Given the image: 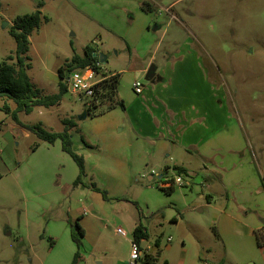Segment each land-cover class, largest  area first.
I'll use <instances>...</instances> for the list:
<instances>
[{"label":"rangeland","instance_id":"1","mask_svg":"<svg viewBox=\"0 0 264 264\" xmlns=\"http://www.w3.org/2000/svg\"><path fill=\"white\" fill-rule=\"evenodd\" d=\"M144 3L150 12L142 9ZM37 10L42 11V23L30 36L27 62L30 80L43 96L59 93V68L73 55H85L88 45L104 56L97 79L120 73V85L127 91L134 79L150 86L145 74L135 75L129 68L154 54L148 68L158 66L166 78L158 88L161 93L203 94L220 115L217 130L225 140L220 158L224 154L227 165L200 173L205 185L209 180L212 186L204 194L211 193L221 204L228 190L233 203H256L264 213V0H0V62L10 56L16 62L17 42L11 33L15 20ZM91 101L68 90L60 105L20 113L19 119L60 132L65 128L62 121L78 123ZM5 105L17 107L14 100L0 97V264H73L77 246L71 211L92 206L90 180L99 185L103 181L91 176L80 186L67 181L62 161L48 155L35 134L14 129L16 122ZM140 185V197L137 184L126 195L140 209L148 230L150 238L143 246L160 240L155 264L225 260L224 245L214 230L215 210L206 206L205 197L179 188L168 197L147 178H141ZM151 185L154 188L146 189ZM96 210L93 215H102L107 228L96 245L81 249L77 264L127 262L133 236L116 232L118 227L128 230L127 208L111 199L104 211ZM224 264L237 262L228 256Z\"/></svg>","mask_w":264,"mask_h":264},{"label":"crops","instance_id":"2","mask_svg":"<svg viewBox=\"0 0 264 264\" xmlns=\"http://www.w3.org/2000/svg\"><path fill=\"white\" fill-rule=\"evenodd\" d=\"M100 60L105 64L103 55ZM154 61L155 56L152 54L148 62L142 61L136 68L130 67L129 71L135 75L145 74L146 79L149 69L154 64L148 67ZM115 74L120 73L108 74L102 80ZM162 75L158 66H155L154 77L149 81L150 86H143L142 92L136 93L134 83L139 80L134 79L130 83L131 89L127 91L120 85L122 82L120 74L118 97L125 102L126 107H115L96 117H88L84 112L79 122H76L77 126L71 130L75 150L85 158L86 176L103 181L100 185L91 183V180L88 182L91 185L88 189L92 206L85 205L76 214L75 210L71 211L74 214L72 219L85 231L82 249L86 244L96 245L107 228L102 215H93L97 211L96 208L99 209V213L104 211L106 200L101 193L92 188V184L106 190L112 201L127 208L125 223L128 230L117 228L125 231L126 235L119 234L117 230L116 232L123 237H128L131 233L132 244L134 230L143 222L140 209L130 202L132 198L126 194L129 195L133 185L137 184V195L140 197V179L147 178L150 183L159 184L160 190L168 197L179 188L183 192L196 191L201 198H206L208 203L206 206L215 210V234L222 241L226 253L223 258L225 260L217 264H224L228 256L231 259L234 257L237 264H264V247H260L256 239V231L264 227V213L260 212L258 204L245 203V200L233 203L231 191L228 190H225L226 198L221 204H217L211 193L204 194L206 189L212 186L209 180L205 185L206 177L202 178L199 176L200 173L214 172L218 168L225 169L227 165L223 148L225 140H220V129L217 130L221 119L216 106H213L210 99L203 94L161 93L158 88L162 86L160 83L166 80ZM39 114L43 112L40 111ZM211 126L215 129L214 134L211 133ZM13 128L18 132L23 131L27 136L30 134V131L18 123L13 125ZM217 133L218 139L215 137ZM43 146L48 149V155L62 161L67 181L75 183L79 176V167L72 156L63 150L62 141L57 140L54 144L43 142ZM38 148L39 146L34 150ZM196 148L198 150H195ZM220 152L224 153L223 158H220ZM169 160L175 164L170 166ZM178 167L190 175L194 185L193 187L190 185L189 188L174 187L172 193H167L163 190L166 189L163 186L165 177ZM64 177L66 179V176ZM154 186H148L146 189ZM125 196L126 199H117ZM180 196L184 198L185 194L181 193ZM198 210L202 211L201 208ZM175 219L177 218L173 220ZM148 239L140 243L144 257L155 256L160 245L158 239L155 245L143 246ZM170 240L171 238L167 241ZM121 261L116 264H121ZM125 263L128 264V261L122 262ZM99 264H104V261Z\"/></svg>","mask_w":264,"mask_h":264},{"label":"trees","instance_id":"3","mask_svg":"<svg viewBox=\"0 0 264 264\" xmlns=\"http://www.w3.org/2000/svg\"><path fill=\"white\" fill-rule=\"evenodd\" d=\"M43 2H39L38 7L42 8ZM142 8L146 12L151 11L149 4H142ZM42 23V11L37 10L32 14L20 16L15 20L12 35L17 42L16 62L15 57L10 56L4 62H0V97L6 96L15 101L17 107L12 109L10 106L5 105L3 109L11 114L13 120L32 132L42 142H49L54 144L57 140L62 141V147L65 152L70 154L79 167V176L74 185H83V178L86 176L85 158L76 152L74 147V140L71 130L77 126L73 120H64L65 128L61 132H53L46 130L41 123L35 125H26L21 123L19 119L20 113L31 114L35 108L38 107H54L61 104L63 95L68 91L66 79L68 75L76 70L82 69L87 66H94L100 72L101 67L97 66L100 58L94 56L96 52L90 45L86 47L85 55H73L71 60L59 68V76L61 78L60 91L54 95L43 96L39 89H36L30 80L28 70L31 68L28 64L27 53L30 50V36L40 27ZM120 83V74H115L103 79L97 86V93L94 99L87 105L85 114L88 117H96L104 114L105 112L115 108H125V102L118 97V86ZM39 146L35 145L34 148ZM180 173H187L183 168H177ZM92 188L101 193L103 198L108 201L111 200L106 190L92 184ZM167 193H172L174 187L163 189ZM75 228V229H74ZM72 228V237L77 245V253L74 258L73 264H77L81 258V249L83 247V237L85 231L82 226L76 222ZM134 240L140 244L142 240L149 238V233L144 224L140 223L134 230ZM257 243L260 247H264V227L256 231ZM144 264H155L157 258L155 256L146 255ZM222 264V263H220Z\"/></svg>","mask_w":264,"mask_h":264},{"label":"built area","instance_id":"4","mask_svg":"<svg viewBox=\"0 0 264 264\" xmlns=\"http://www.w3.org/2000/svg\"><path fill=\"white\" fill-rule=\"evenodd\" d=\"M103 62L97 63V66L103 67ZM99 72L94 66H87L82 69H76L68 75L67 87L68 90L82 98L94 99L96 96L97 86L102 81V79H97ZM143 85L141 82L134 83V89L136 93L142 92ZM192 178L188 173H180L177 170L173 171L171 175L165 177L163 186L165 188L170 187H184L191 184ZM119 234L125 236L126 233L122 229L117 230ZM144 252L140 244L135 240L131 244V253L128 260V264H144Z\"/></svg>","mask_w":264,"mask_h":264},{"label":"water","instance_id":"5","mask_svg":"<svg viewBox=\"0 0 264 264\" xmlns=\"http://www.w3.org/2000/svg\"><path fill=\"white\" fill-rule=\"evenodd\" d=\"M5 25L7 26L8 23H5ZM94 56H95V57L98 56L100 59H102V55H100V54H98V53H94ZM100 61H101V60H100ZM154 74H155V66L152 65V67L149 69L148 76L146 77V80H147V81H150L151 79H153ZM67 79H68V77H67Z\"/></svg>","mask_w":264,"mask_h":264}]
</instances>
